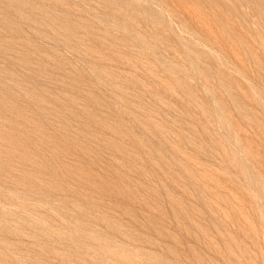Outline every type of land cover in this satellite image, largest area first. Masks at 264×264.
<instances>
[{
  "label": "rangeland",
  "instance_id": "1",
  "mask_svg": "<svg viewBox=\"0 0 264 264\" xmlns=\"http://www.w3.org/2000/svg\"><path fill=\"white\" fill-rule=\"evenodd\" d=\"M0 264H264V0H0Z\"/></svg>",
  "mask_w": 264,
  "mask_h": 264
}]
</instances>
